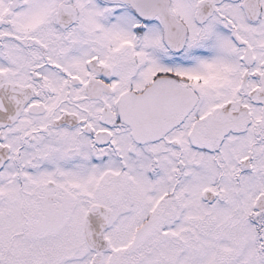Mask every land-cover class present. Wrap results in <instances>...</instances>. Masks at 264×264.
Masks as SVG:
<instances>
[{"label":"snow or ice","instance_id":"1","mask_svg":"<svg viewBox=\"0 0 264 264\" xmlns=\"http://www.w3.org/2000/svg\"><path fill=\"white\" fill-rule=\"evenodd\" d=\"M0 264H264V0H0Z\"/></svg>","mask_w":264,"mask_h":264}]
</instances>
